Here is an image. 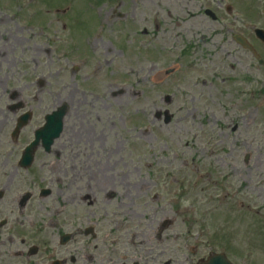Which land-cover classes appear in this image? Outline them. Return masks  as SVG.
Segmentation results:
<instances>
[{"label":"flooded vegetation","instance_id":"1","mask_svg":"<svg viewBox=\"0 0 264 264\" xmlns=\"http://www.w3.org/2000/svg\"><path fill=\"white\" fill-rule=\"evenodd\" d=\"M94 2L0 0V87L5 83V89L6 83H11L9 89L0 91V264H197L214 252L203 250L204 254L193 261V252L196 257L199 247L192 246L188 233H176V218L159 213L158 207L164 205H156L162 200L174 214L171 193L157 187V191L139 195L143 189L130 185L127 175V182L122 180L126 190H113L107 176L114 174L115 180L110 158L101 165L96 150H103L108 133L96 110L105 113L108 103H96L103 96L93 90L95 80L112 77V71L106 74V62L110 66L116 62L108 51L112 47L107 42L111 27L116 24L121 33L113 32L116 42L124 44V33L137 24L132 19L139 15L142 24L145 20L142 4L159 9L160 0H104L99 10H93ZM97 48L101 50L98 55ZM152 56L148 50L139 54L144 62ZM69 77V86L44 89ZM108 88L112 90V83ZM108 93L111 97L110 90ZM44 99L51 105L44 104ZM171 104L175 103L170 100ZM63 107L66 112L59 137L48 151L39 140L28 167H23L21 162L28 157L24 153L37 130L52 112ZM74 108L78 119L93 117L94 122L87 119L84 125L68 127ZM199 126L203 129L204 123ZM64 134L70 138L64 139ZM110 147L111 142V152ZM214 155H201L204 160L196 159L198 165L185 166L189 169L186 178L201 173L204 192L222 189L218 186L222 181L218 164L210 160L221 156ZM100 160L102 173L98 175L95 162ZM130 189L133 194L127 191ZM201 189V184L190 185L191 191ZM128 195L132 200L128 201ZM186 222L193 219L184 220L183 225ZM212 232V239L218 242V227ZM195 242H199L198 236Z\"/></svg>","mask_w":264,"mask_h":264},{"label":"rangeland","instance_id":"2","mask_svg":"<svg viewBox=\"0 0 264 264\" xmlns=\"http://www.w3.org/2000/svg\"><path fill=\"white\" fill-rule=\"evenodd\" d=\"M142 6L145 20L142 24L136 15L137 35L128 34L127 44L120 45L125 50L116 44L108 50L116 60L112 66L106 62V74L112 71V77L95 80L93 93L103 96L96 103H108L105 113L96 110L108 130L103 150L96 147L101 165L110 158L115 180L114 174L107 176L113 190L125 189L122 180H128L143 189L139 195L157 191V187L171 193L174 214L164 201L156 205H164L158 207L159 213L176 218V233H188L192 246L199 247L196 257L193 252V261L212 250L226 251L235 264H264V46L253 34L254 28L264 31V0H167L159 9L146 3ZM236 35L255 47L258 59L234 43ZM144 50L153 53L149 63L137 57ZM100 52L97 48L96 55ZM103 54L109 60L110 56ZM173 65L179 70L166 75L177 68ZM157 73L158 81L154 80ZM120 74L122 77L115 79ZM71 84L69 77L44 89L59 90ZM118 91L121 94L112 97ZM166 96L175 104L165 105ZM44 104L51 102L44 99ZM158 109L175 116L171 125L153 122L152 114ZM75 111L70 112L68 127L84 125L87 119L94 122L93 117L78 119ZM201 122L203 129H199ZM63 138L70 137L64 134ZM210 152L222 157L210 158L218 164L222 189L204 192L201 173L186 178L189 169L185 166L198 165L195 160ZM100 162H95L98 175L102 173ZM192 182L202 185L200 192L190 190ZM132 198L128 195V201ZM147 200L151 202L150 195ZM186 219L193 222L183 225ZM214 227L219 230L218 242L212 239ZM203 231L206 233L201 234ZM196 236L199 242H195ZM227 236L232 238L227 240ZM228 244L231 246L226 247Z\"/></svg>","mask_w":264,"mask_h":264},{"label":"water","instance_id":"3","mask_svg":"<svg viewBox=\"0 0 264 264\" xmlns=\"http://www.w3.org/2000/svg\"><path fill=\"white\" fill-rule=\"evenodd\" d=\"M255 34L261 41L264 42V33L261 30H256ZM235 41L241 46H243L244 48H247L252 51V49L247 45L246 41L242 39L241 37H236ZM207 264H227V263L222 262L221 258L219 257H212L210 258Z\"/></svg>","mask_w":264,"mask_h":264}]
</instances>
